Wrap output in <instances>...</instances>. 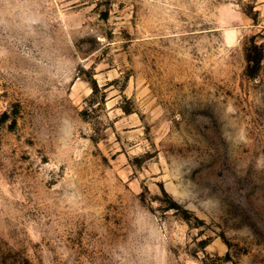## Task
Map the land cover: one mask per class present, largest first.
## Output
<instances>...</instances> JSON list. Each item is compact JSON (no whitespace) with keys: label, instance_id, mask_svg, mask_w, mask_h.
I'll return each instance as SVG.
<instances>
[{"label":"rangeland","instance_id":"1","mask_svg":"<svg viewBox=\"0 0 264 264\" xmlns=\"http://www.w3.org/2000/svg\"><path fill=\"white\" fill-rule=\"evenodd\" d=\"M0 264H264V0H0Z\"/></svg>","mask_w":264,"mask_h":264}]
</instances>
